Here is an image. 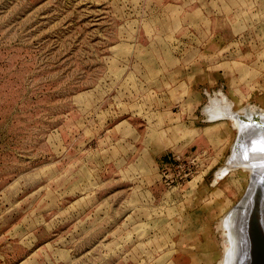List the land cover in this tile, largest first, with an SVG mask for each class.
Returning <instances> with one entry per match:
<instances>
[{
    "label": "rangeland",
    "instance_id": "obj_1",
    "mask_svg": "<svg viewBox=\"0 0 264 264\" xmlns=\"http://www.w3.org/2000/svg\"><path fill=\"white\" fill-rule=\"evenodd\" d=\"M213 99L264 115V0H0V264H221Z\"/></svg>",
    "mask_w": 264,
    "mask_h": 264
},
{
    "label": "bare ground",
    "instance_id": "obj_2",
    "mask_svg": "<svg viewBox=\"0 0 264 264\" xmlns=\"http://www.w3.org/2000/svg\"><path fill=\"white\" fill-rule=\"evenodd\" d=\"M216 99L212 100L211 107L207 109L211 120L217 118L233 119L236 127L244 132L248 129L255 130L256 128H259L260 131L264 130V115L262 112L255 111L256 109H247L244 111L247 120L241 122L236 116L237 113L231 110L230 104L225 102L224 106L223 103H220V100ZM241 145L243 148H240ZM237 146H239L236 149L237 151H235L233 156L230 157V160H228V167L225 166L219 174L222 177L227 171H230L231 168L244 167L250 169L253 183L249 186L250 191L246 200L243 202V207L233 208V210L225 216L226 218L223 221L222 227L226 230L225 242H227L228 248L225 250L221 264H246L249 257L250 241L248 236L249 233L250 237L252 235L253 220L256 215L255 211L257 210L261 195L264 194V154L259 157H253L249 151L250 149L253 151H264V137H252L251 135L250 137H245ZM252 210H254V212L251 219H249ZM262 215L263 219L258 223L261 231L264 229V210Z\"/></svg>",
    "mask_w": 264,
    "mask_h": 264
},
{
    "label": "water",
    "instance_id": "obj_3",
    "mask_svg": "<svg viewBox=\"0 0 264 264\" xmlns=\"http://www.w3.org/2000/svg\"><path fill=\"white\" fill-rule=\"evenodd\" d=\"M244 113L245 112H243V113L237 112V114H236L237 118L241 122L247 120V118H246L247 116L244 115ZM248 135H250V136L252 135V137H254V136H256V137L263 136L264 137V130L260 131L259 128H256L255 130L248 129V130H246L244 132V131H241L238 128V133H237L236 139H235V141H234V143L232 145L231 153H230L228 159L231 156H233L235 151H237L236 149H237V147H239V146H237L238 143L242 142V140H244L245 137H250ZM240 148H243L242 145L240 146ZM249 151H250V154H252L253 157H259V156L264 154L263 150H256V151L254 150L253 151L252 149H250ZM228 159H227L226 163L228 162ZM252 183H253V177H252V174H251L250 183H249V185H248V187L246 189V192L244 193V195L240 199V201L233 208H238V207L241 208V207H243V205H244L243 202L246 200V198L248 196V193L250 191L249 186ZM263 210H264V194L261 195L257 210L255 211L256 215H255V219L253 220L251 237H250V233L248 231V233H249L248 238H249L250 242H249V257H248V259L246 261V264H264V229H263V231H261L259 229V225H258L259 221L263 219V215H262L263 214ZM253 212H254V210H252L249 219H251Z\"/></svg>",
    "mask_w": 264,
    "mask_h": 264
},
{
    "label": "crops",
    "instance_id": "obj_4",
    "mask_svg": "<svg viewBox=\"0 0 264 264\" xmlns=\"http://www.w3.org/2000/svg\"><path fill=\"white\" fill-rule=\"evenodd\" d=\"M208 104H209V103H208ZM208 104H206V105H208ZM247 107H249V106H246V107H244V108H247ZM256 107L264 112V108H262V107H260V106H256ZM244 108H243V109H244ZM249 108H250V107H249ZM242 111H243V110L241 109L240 111H237V112H239V113H243ZM204 113H205V112H204ZM205 115H206V113H205ZM224 119H228V118H217V119H214V120H209V119H207V116H206L205 121L210 122V123H214V124L205 125V129L213 128V127L216 126L217 124L222 123L221 120H224ZM233 126H234V125H233ZM234 127H235V126H234ZM235 128H236V127H235ZM236 129H237V128H236ZM237 133H238V129H237ZM236 136H237V135H236Z\"/></svg>",
    "mask_w": 264,
    "mask_h": 264
},
{
    "label": "built area",
    "instance_id": "obj_5",
    "mask_svg": "<svg viewBox=\"0 0 264 264\" xmlns=\"http://www.w3.org/2000/svg\"><path fill=\"white\" fill-rule=\"evenodd\" d=\"M191 174H192V172H188V173H185L184 176L189 177ZM168 179H169V177H168V175H167V176H166V180H168Z\"/></svg>",
    "mask_w": 264,
    "mask_h": 264
}]
</instances>
